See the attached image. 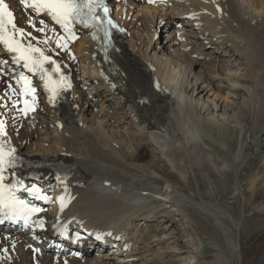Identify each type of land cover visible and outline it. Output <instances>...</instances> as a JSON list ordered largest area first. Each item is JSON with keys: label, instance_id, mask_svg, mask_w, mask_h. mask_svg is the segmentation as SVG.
Instances as JSON below:
<instances>
[{"label": "bare ground", "instance_id": "1", "mask_svg": "<svg viewBox=\"0 0 264 264\" xmlns=\"http://www.w3.org/2000/svg\"><path fill=\"white\" fill-rule=\"evenodd\" d=\"M110 1L119 24L113 71L86 33L5 0L22 43L50 57L56 80L45 87L0 47L5 138L76 173L37 183L53 200H38L44 210L27 227H0V264H157L159 254L172 258L163 264H204L192 225L225 242L221 251L212 238L210 264H241L242 174L248 150L264 151V0ZM23 100L33 103L26 113ZM145 144L154 161L146 168ZM260 176L247 183L253 193ZM223 195L240 205L238 217ZM252 222L263 226L264 215ZM157 225L173 245L157 246Z\"/></svg>", "mask_w": 264, "mask_h": 264}, {"label": "snow or ice", "instance_id": "2", "mask_svg": "<svg viewBox=\"0 0 264 264\" xmlns=\"http://www.w3.org/2000/svg\"><path fill=\"white\" fill-rule=\"evenodd\" d=\"M22 6L33 9L37 13L47 12L51 15L52 19L57 23L70 30V24L73 21L88 25L89 19L92 21L100 22L101 18L95 15L97 7H103L105 15L108 13V8L103 4V0H20ZM85 9L87 11H85ZM43 23V21H41ZM108 24H112L108 20ZM43 31V29H40ZM24 30L17 27L14 19L13 12L9 9V5L5 0H0V42L3 43L7 51L16 53L13 57L17 63L24 61V67L29 71H40L43 73L44 62L50 60V57L44 56L41 49L34 47L32 44L24 46L17 35L23 36ZM28 35H31L30 33ZM66 47V45H65ZM39 53V58H34L33 54ZM56 71H59L57 67ZM44 79V76H41ZM23 81V89L25 94L28 92H35L31 88V81L21 73L18 82ZM50 78L45 82V87H48ZM54 91V89H50ZM25 108L22 109L25 113L29 110L28 101L25 100ZM0 135L4 133V121L0 120ZM15 153L14 148L7 151L4 149V143L0 142V213L10 215L11 218L23 216L25 225L28 222V216L32 213L39 212L41 209L29 206L25 201L20 200L15 195V185H5L3 172L6 165L13 163V156ZM7 192V195H5ZM110 235V233H109Z\"/></svg>", "mask_w": 264, "mask_h": 264}, {"label": "rangeland", "instance_id": "3", "mask_svg": "<svg viewBox=\"0 0 264 264\" xmlns=\"http://www.w3.org/2000/svg\"><path fill=\"white\" fill-rule=\"evenodd\" d=\"M162 27L163 26L160 25V29ZM150 148L151 147L147 144L141 147V155L143 156L141 166L144 168L149 167L154 162L153 156H151ZM254 149L255 148L252 147L247 152L250 158L248 159L249 162L247 163L246 170L243 171V174L245 172V175L242 174V189L244 190L243 199L245 200L247 198V202L245 205L246 208L243 209L245 210V213H243L244 211H241L240 213L239 211L240 205H237L236 202L230 203L232 202V199L228 198L226 195H223L221 198H219L221 205L226 206V204L229 203V204H232V206H234V207H231L234 210L232 211L231 209L230 211L233 212L235 217H238L240 214L242 218L247 217V220L243 223V226L240 229V234H239L240 239H241V243H240L241 245L240 246L241 264H263L264 263V225L257 226V225H254V223L252 222L254 219H256V217L260 215H264V174H263L264 172H262L264 171V151L257 152ZM155 168L157 169L158 166H155ZM167 171L169 170H164L163 172L167 173ZM256 172H258L261 176L257 180L258 182L257 190L253 193L252 190L248 188V184H249V181H251L252 179L251 178L252 175H254ZM233 180L235 182L234 178ZM183 186L185 187L183 191L189 192L190 189H188L187 186L185 185ZM192 189L194 188L192 187ZM194 199L200 200L197 198V196H195ZM189 211H192V210L189 209ZM196 217L197 219L199 218L198 216ZM198 220L203 221V219H198ZM161 228L162 227L158 225L153 226L152 235H154L153 237L154 239L157 238L156 240L157 246H161L164 249V247L171 246L174 243L168 240L169 243L165 244L162 240H159V239H163V240L165 239L162 237L159 238L160 236L165 234L164 233L165 229L163 230V228L162 229ZM189 231L192 232L194 235H197V237L201 241L203 250L205 249L204 257L202 258L203 260H205L204 264H210L209 261H211L214 258V253L216 252V249L213 247L211 243L212 238L221 247V251L226 250L225 244H224L225 242L221 240V238L218 235L215 234V232L212 230L210 226H207L206 229H202L198 225H192V228ZM46 250L48 249L46 248ZM42 252L43 251H40V249L36 248V250H34V255H37V253L41 255ZM167 259L171 260L172 258H169V257L161 258L160 254L156 256L157 264H163L167 261ZM35 264H38V263L35 262Z\"/></svg>", "mask_w": 264, "mask_h": 264}]
</instances>
